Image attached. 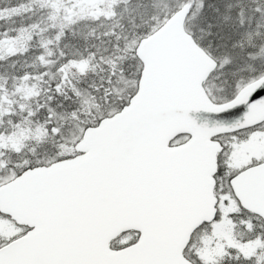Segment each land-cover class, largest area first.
Here are the masks:
<instances>
[{
	"label": "snow or ice",
	"instance_id": "6c2138e0",
	"mask_svg": "<svg viewBox=\"0 0 264 264\" xmlns=\"http://www.w3.org/2000/svg\"><path fill=\"white\" fill-rule=\"evenodd\" d=\"M0 264H264V0H0Z\"/></svg>",
	"mask_w": 264,
	"mask_h": 264
}]
</instances>
